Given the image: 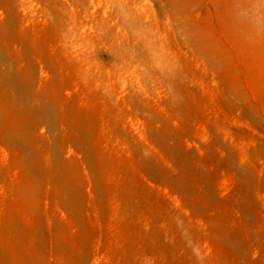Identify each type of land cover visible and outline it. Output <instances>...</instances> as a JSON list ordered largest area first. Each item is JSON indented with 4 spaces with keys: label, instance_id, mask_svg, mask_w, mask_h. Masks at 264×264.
I'll use <instances>...</instances> for the list:
<instances>
[{
    "label": "rangeland",
    "instance_id": "374dc122",
    "mask_svg": "<svg viewBox=\"0 0 264 264\" xmlns=\"http://www.w3.org/2000/svg\"><path fill=\"white\" fill-rule=\"evenodd\" d=\"M0 264H264V0H0Z\"/></svg>",
    "mask_w": 264,
    "mask_h": 264
}]
</instances>
